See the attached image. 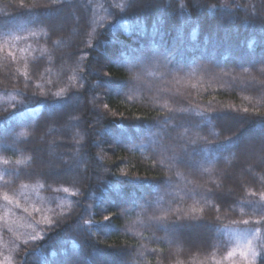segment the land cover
Wrapping results in <instances>:
<instances>
[{"label": "trees", "instance_id": "16d2710c", "mask_svg": "<svg viewBox=\"0 0 264 264\" xmlns=\"http://www.w3.org/2000/svg\"><path fill=\"white\" fill-rule=\"evenodd\" d=\"M222 1L0 0V260L215 264L263 229L264 0Z\"/></svg>", "mask_w": 264, "mask_h": 264}, {"label": "rangeland", "instance_id": "374dc122", "mask_svg": "<svg viewBox=\"0 0 264 264\" xmlns=\"http://www.w3.org/2000/svg\"><path fill=\"white\" fill-rule=\"evenodd\" d=\"M231 1L223 0V5H228ZM7 43L0 49H15V43L11 45ZM11 221L6 222V235L10 236V240L19 239L21 235L30 239L39 238L38 226L41 223L36 218H31L28 213H20L12 211ZM2 237V234L0 233ZM218 251L214 256L215 264H257L264 252V227L262 230L228 227L221 232V238ZM0 264H10L9 257L0 260Z\"/></svg>", "mask_w": 264, "mask_h": 264}, {"label": "snow or ice", "instance_id": "6c2138e0", "mask_svg": "<svg viewBox=\"0 0 264 264\" xmlns=\"http://www.w3.org/2000/svg\"><path fill=\"white\" fill-rule=\"evenodd\" d=\"M5 199H7V197H5ZM104 219H105V220H107V219H108V217H104Z\"/></svg>", "mask_w": 264, "mask_h": 264}]
</instances>
